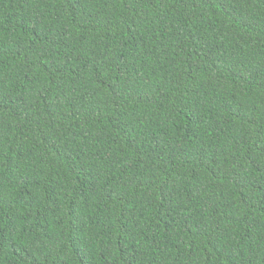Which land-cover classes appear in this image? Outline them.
<instances>
[{
  "label": "trees",
  "instance_id": "trees-1",
  "mask_svg": "<svg viewBox=\"0 0 264 264\" xmlns=\"http://www.w3.org/2000/svg\"><path fill=\"white\" fill-rule=\"evenodd\" d=\"M0 264H264V0H0Z\"/></svg>",
  "mask_w": 264,
  "mask_h": 264
}]
</instances>
